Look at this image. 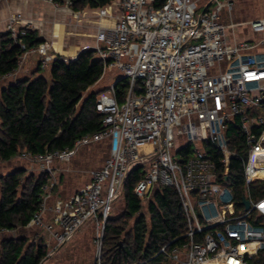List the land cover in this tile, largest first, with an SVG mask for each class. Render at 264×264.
<instances>
[{
  "label": "built area",
  "instance_id": "1",
  "mask_svg": "<svg viewBox=\"0 0 264 264\" xmlns=\"http://www.w3.org/2000/svg\"><path fill=\"white\" fill-rule=\"evenodd\" d=\"M47 1L72 6L71 0ZM155 2L115 0L98 9L94 50L105 71L114 69L126 80L123 99L116 92L119 78L97 97L102 131L83 137L73 149L19 157L42 165L47 173L55 161H71L92 143L106 141L109 154L70 200L49 205L45 196L28 226L44 229L58 247L92 221L97 232L93 264H103L104 233L114 203L132 165L146 161L136 195L146 200L156 185L174 187L187 220L186 232L157 255L168 264H264V196L251 192L253 183L264 181V52L258 50L264 45V17L249 22L262 34L261 41H231L228 31L237 24L226 23L223 13L234 11L235 0H207L205 7L196 0H166L159 8ZM80 12L73 16L77 19ZM29 30L23 12L8 16L7 31L25 51L20 65L32 53L45 70L59 56L47 41L28 48L23 37ZM183 120L186 144L179 146L175 130ZM235 122L243 134L245 158L231 148L234 141L227 135ZM188 144L193 150L186 155ZM207 145L219 156L226 179L234 157L242 158L240 205L234 188L219 181Z\"/></svg>",
  "mask_w": 264,
  "mask_h": 264
},
{
  "label": "trees",
  "instance_id": "2",
  "mask_svg": "<svg viewBox=\"0 0 264 264\" xmlns=\"http://www.w3.org/2000/svg\"><path fill=\"white\" fill-rule=\"evenodd\" d=\"M62 3V0H52ZM74 11L99 9L115 0H71ZM166 0H156L162 7ZM28 48L44 42L37 31L29 30L23 37ZM25 51L11 38L8 31L0 32V77L16 71ZM48 74L40 67L31 77L8 83L0 92V162L16 159L23 152L42 154L48 151L73 149L87 135L103 130V116L96 110L100 93L83 94L96 85L105 72L103 61L94 49L83 50L77 59L57 58L48 67ZM127 82L121 79L116 92L123 99ZM227 135L245 158L243 134L237 122ZM207 153L217 165L219 181L232 186L240 205L244 196L245 174L242 158L234 157L228 178L223 173L219 156L212 145ZM191 144L183 147L191 154ZM109 151V145H108ZM147 163H136L128 172L120 192L124 208L112 212L107 220L103 240V264H168L157 255L165 244L180 238L187 230L186 215L177 190L156 185L146 200L135 193L137 183L144 177ZM49 176L36 175L19 167L0 177V264H42L48 256L45 238L40 227L28 224L40 209ZM254 197L264 196V181L251 185ZM120 197V195H119ZM34 230V231H31ZM12 233V234H9ZM35 232L33 234H29Z\"/></svg>",
  "mask_w": 264,
  "mask_h": 264
},
{
  "label": "rangeland",
  "instance_id": "3",
  "mask_svg": "<svg viewBox=\"0 0 264 264\" xmlns=\"http://www.w3.org/2000/svg\"><path fill=\"white\" fill-rule=\"evenodd\" d=\"M34 9L41 14V17L38 18L35 24L33 22V29L30 27V30L37 31L39 36L43 35L44 41L52 45L53 52L59 57L70 60L79 55L81 51L96 47V28L99 24L97 11L86 8L80 12V16L77 19L73 16V19L68 22L62 19L61 12L56 9L55 15L52 17V19L54 18V25L52 26L48 18L51 14L50 11L53 12L54 9L46 5L43 0H0V32L7 31V18L12 12L21 11L31 17ZM70 9L74 11L72 8ZM223 14L226 23L237 24L234 29L228 31L231 41H252L255 43L261 41L262 34L255 33L249 22L264 17V0H235L234 11L231 13L225 11ZM29 21L32 22L30 19ZM258 50L264 52V45H261ZM24 60L25 58L22 63H24ZM221 68L225 71L226 64L223 63ZM44 72L48 74V68ZM120 76L114 69L106 70L100 81L83 94L82 99L90 92H98L101 89L108 88ZM195 120L199 123L197 119ZM184 123L185 120L175 130L179 146L186 144ZM146 150L148 148H145L144 152ZM108 154L107 142L101 141L81 147L71 161H55L51 165L50 172H47L49 176V182L46 187V196L49 197L48 204L54 205L57 201L66 202L70 200L78 188H82L90 181L91 173L104 162ZM19 167H23L29 173L36 175L45 173L42 165L17 157L9 162H0V177ZM123 208L124 197L122 192L114 203L112 215L119 214L123 211ZM33 233L35 232L29 234ZM96 233L95 226V230L84 242L85 245H80L77 249L75 243L80 241V239H73L75 235L64 244L65 246L62 245L64 246L62 251L57 250L60 247L62 248V246L56 247V242L53 239L55 244L47 246L48 256L42 264H93L96 253ZM9 234L12 233L9 232ZM41 235L45 238V243L50 241L51 236L46 235L43 231L39 233V236Z\"/></svg>",
  "mask_w": 264,
  "mask_h": 264
},
{
  "label": "crops",
  "instance_id": "4",
  "mask_svg": "<svg viewBox=\"0 0 264 264\" xmlns=\"http://www.w3.org/2000/svg\"><path fill=\"white\" fill-rule=\"evenodd\" d=\"M44 3L46 5H49V7L51 9H54L53 12L50 11V15H49V18L48 20L51 21V24L52 26L54 25L53 24V19L52 17H54L55 15V11L56 9H59L58 11L61 12V17L63 20H66L68 22L71 21V19H73V14H74V11H72L70 9V7H67L65 5H60L59 7H56L54 6L52 3H50L49 1L47 0H43ZM199 4V6L201 7H205L208 5V2L207 0H196ZM49 9V8H48ZM93 11H97L98 12V9H91ZM24 16H25V21L28 25H30L31 29H33V22L35 24V22L38 21V18L41 17V14L36 10L34 9L33 11V14L31 17H29L27 14L23 13ZM32 20L31 21H29ZM46 19V18H45ZM100 18H99V23H100ZM6 26H7V22H6ZM51 26V27H52ZM42 39L44 38V36H40ZM25 60H24V63H22L20 65V67L17 69V71L15 72V74L12 76V77H9V78H4L3 76L0 77V92H1V89L3 87H5L8 83L12 82V81H15V80H18V79H24V78H28V77H31L33 75V72L38 69L39 67V57L35 54H32V53H29L27 55H25ZM108 144V143H107ZM19 157V156H18ZM105 161V160H104ZM104 163V162H103ZM103 163L98 166L97 168L101 167L103 165ZM90 180V179H89ZM79 190V188L77 189ZM76 190V191H77ZM95 230V225L94 223L91 221V222H87L76 234L75 236L73 237L74 238H79L80 241H77L75 244L77 245L76 249L80 247V245H85V241L87 239V237L89 238L90 234L92 233V231ZM46 235L50 236L49 233L46 232ZM72 239V238H71ZM50 244H55L54 240L51 238L49 242L46 243V245H49ZM53 246V245H52ZM65 246V245H64ZM64 246H62V248L60 247L59 249H57L58 251H62ZM54 247V246H53Z\"/></svg>",
  "mask_w": 264,
  "mask_h": 264
},
{
  "label": "water",
  "instance_id": "5",
  "mask_svg": "<svg viewBox=\"0 0 264 264\" xmlns=\"http://www.w3.org/2000/svg\"><path fill=\"white\" fill-rule=\"evenodd\" d=\"M122 78H120L119 80H121ZM118 80V81H119ZM243 204L246 206V209H249V207H250V202L248 201V200H244L243 201Z\"/></svg>",
  "mask_w": 264,
  "mask_h": 264
}]
</instances>
